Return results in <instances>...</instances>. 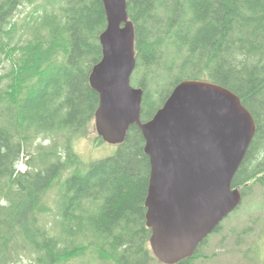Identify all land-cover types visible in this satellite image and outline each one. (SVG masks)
<instances>
[{
    "label": "trees",
    "instance_id": "16d2710c",
    "mask_svg": "<svg viewBox=\"0 0 264 264\" xmlns=\"http://www.w3.org/2000/svg\"><path fill=\"white\" fill-rule=\"evenodd\" d=\"M126 6L140 120L184 80L231 90L256 126L231 186L243 198L250 185H264V0ZM105 27L102 0H0V264H19L21 255L29 264L155 260L144 205L150 162L139 128L129 126L115 153L99 160L84 162L74 149L98 106L89 77ZM205 240L178 264L204 257Z\"/></svg>",
    "mask_w": 264,
    "mask_h": 264
},
{
    "label": "water",
    "instance_id": "95a60500",
    "mask_svg": "<svg viewBox=\"0 0 264 264\" xmlns=\"http://www.w3.org/2000/svg\"><path fill=\"white\" fill-rule=\"evenodd\" d=\"M127 0H102L106 27L102 57L89 82L98 94L97 135L124 141L135 124L150 162L145 198L149 246L162 264L191 258L204 238L241 202L234 175L255 133V121L238 95L216 83L184 80L146 122L142 89L130 84L135 66L134 27Z\"/></svg>",
    "mask_w": 264,
    "mask_h": 264
},
{
    "label": "rangeland",
    "instance_id": "374dc122",
    "mask_svg": "<svg viewBox=\"0 0 264 264\" xmlns=\"http://www.w3.org/2000/svg\"><path fill=\"white\" fill-rule=\"evenodd\" d=\"M96 136L92 121L87 135L74 142V149L84 162L113 155L117 149L115 144L100 142ZM249 190L240 205L220 222L219 231L205 238L200 248L204 257L195 259L192 264H264V185L253 184ZM48 198L53 207L54 189ZM20 258L19 264H29L28 257L21 255ZM73 263L79 262L71 261ZM149 264L161 263L155 259Z\"/></svg>",
    "mask_w": 264,
    "mask_h": 264
}]
</instances>
